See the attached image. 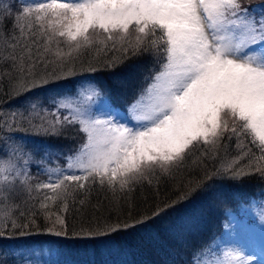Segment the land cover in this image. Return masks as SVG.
<instances>
[{
  "label": "snow or ice",
  "instance_id": "1",
  "mask_svg": "<svg viewBox=\"0 0 264 264\" xmlns=\"http://www.w3.org/2000/svg\"><path fill=\"white\" fill-rule=\"evenodd\" d=\"M17 2L13 16L12 0H0V26L13 20L10 35L0 28V85L7 81L23 98L0 126V264H38L30 246L17 252L2 242L69 238L70 214L83 216L94 193L104 194L110 214H101L102 202L92 205V217L71 238L147 226L197 196L223 197L218 183L264 182V0ZM145 56L150 83L121 111L112 98L118 73L128 59ZM101 68L113 86L96 77ZM67 128L84 137L68 154L33 139L60 138ZM210 160L219 163L210 167ZM33 165L46 181L35 182ZM162 181L173 183L176 200L124 217L121 201L145 185L158 193ZM250 261L210 240L190 247L178 264Z\"/></svg>",
  "mask_w": 264,
  "mask_h": 264
},
{
  "label": "trees",
  "instance_id": "2",
  "mask_svg": "<svg viewBox=\"0 0 264 264\" xmlns=\"http://www.w3.org/2000/svg\"><path fill=\"white\" fill-rule=\"evenodd\" d=\"M12 2L15 5L12 9L14 16L16 9L19 8V3L17 0H12ZM243 2L245 5L250 3L257 4L260 0H243ZM0 28H2V31L5 34L10 35L13 30V20H4L3 25L0 26ZM65 50L67 49L65 48ZM116 55L118 56L119 53ZM90 59V56L83 57V67L88 66L87 62ZM151 68L152 60L150 57L145 56L130 58L125 62L122 69L118 73L122 83L114 86V78L107 70L101 68L97 73H95V75L99 80L106 81L110 86H113L112 98L114 104L124 107L130 101L134 100L139 91L150 82L145 81L144 77L150 74ZM51 70L52 69L50 68L49 71ZM80 70L81 64L78 62L76 65V71L79 73ZM68 87L70 88L71 85L69 84ZM22 99V97L15 96L9 88L7 81L0 85V126L3 125L5 120L9 119L8 113L10 110L19 107L22 103ZM16 135H21V133H16ZM33 139L51 144L55 147L60 145L63 151L68 154L71 152V148L72 150H76L77 141L80 139L84 140V137L82 134L78 133L76 128H67L65 130V135L60 138L34 137ZM234 155H236L235 141L232 142V147L230 149V156ZM218 163L219 160L208 161L210 167ZM39 176L42 177L41 174H39ZM217 189L223 191L225 194L228 192L235 194V199L228 196V199L233 200L235 206H237V203L242 202L241 200L248 201L247 198L249 197H254L255 200H264V198L260 195L261 192H264V182L260 181L259 178L255 176L245 180L239 185L229 182H224L223 185L218 183ZM178 195L179 193L175 191L171 181H162L159 185L158 193L155 188H150L145 185L144 187H138L136 189L130 202L121 201L119 210L124 214V217H127L130 210L134 215L136 213H147L150 215L151 205H154L158 200L171 203L177 199ZM227 195L230 194L228 193ZM239 195L246 196L244 198H239ZM217 201L221 202V198H218V194L197 196L192 198L190 201L181 204L176 209L170 211L167 215L159 218L158 220L150 222L147 226L128 229L111 237H102L94 240L71 238V232L74 229L78 230L83 221L92 217V205H97L102 202L103 207L101 209V214L103 216L110 214L111 206L109 201L104 199V194L101 193V195L97 197L94 193L91 205L83 216L75 210H73L70 214L69 238L49 235H32L14 240L6 239L2 243L5 246H14L17 251L20 247L23 248L24 245L33 246L38 243L43 244L53 242L57 247L64 249V251H60L61 253L58 255H61L66 259H59L58 262L69 261L71 264H115V262L120 264L123 263L121 257L123 256V259H127V255L131 256L133 264H159L160 262L161 264H178L180 260L185 258V253L190 249V247H197L202 243L215 240L217 237L220 240H217L215 245L221 248L224 247L225 240L222 236V228L223 225L228 223L230 220L228 217L224 216V214L217 212L215 208ZM130 204L132 205L131 208ZM112 214L114 215V213ZM136 218L139 219L140 217L136 216ZM129 222L131 223V220ZM171 222L177 230V227H179L182 231L185 228L191 227L192 231H189L188 235L184 233L181 234L183 239L187 240V242L179 248L182 249V252L179 256H177V259L170 263H166L165 260L169 259V257H167V253H171L175 245V243L171 241L167 231H165V229H170L169 226L171 225ZM200 223H203V225L200 226ZM149 231L157 232L160 237V241H158L160 244H158V246L163 248V245H166L168 252L164 249L162 255L158 252V248H155L150 243L147 245H141L142 242L140 243V241H134L136 240L138 234L142 232L147 233ZM197 232H199L198 236L201 237L193 243ZM18 236L19 234H17V237ZM113 252L119 254L116 256L111 254Z\"/></svg>",
  "mask_w": 264,
  "mask_h": 264
},
{
  "label": "rangeland",
  "instance_id": "3",
  "mask_svg": "<svg viewBox=\"0 0 264 264\" xmlns=\"http://www.w3.org/2000/svg\"><path fill=\"white\" fill-rule=\"evenodd\" d=\"M259 11V10H257ZM150 83V82H149ZM135 100V99H134ZM134 100L130 101L127 105L120 106L116 105L121 111H127L128 105H130ZM84 142V140L77 141L76 149L80 147V145ZM57 148L62 149L60 145L56 146ZM75 150H72L71 152H74ZM70 152V153H71ZM59 163L63 166L64 161L60 160ZM55 166V165H52ZM32 171L35 176V182H44L47 180L46 175L39 176L36 174V168L35 165L32 166ZM230 195H227V194ZM223 197L218 195V198H221V202L217 201L216 204V210L217 212L224 214V216L228 217L230 220V236L228 237V247L235 248L239 251H242L245 256L251 257L250 264H264V255L260 256L256 253V249L258 246H261L262 249H264V219L261 218V209L264 208V204H262V201H260L259 206H257L254 202V197L247 198L248 201H243L240 203H237V206L234 205L233 200L228 199V196H231L232 198H236L233 193L228 192ZM246 195H239V198H244ZM262 204V205H261ZM189 225V223H188ZM203 223H200V226H202ZM187 226V225H186ZM170 229H165L167 231V234H169L171 241L175 243L174 249L169 254L167 253V257L169 259L165 260L166 263H170L173 260L177 259V256L182 252V249H179L183 244L187 242L186 239H183L182 233L187 234L191 230V227L185 228L183 231L178 228H174L172 222L169 226ZM173 227V229H172ZM200 232V231H199ZM196 233L195 241L201 236H198V233ZM191 237V236H190ZM219 241L220 239L217 237L215 240H212L215 242ZM135 242L141 243V245H147L151 244L155 248H158V252H160L163 255L164 249L167 251L166 245H163V248H160L158 244H160L158 241H160V237L158 236L157 232H142L138 234ZM192 243V244H193ZM33 250L38 251L40 253L39 256L34 257V259L38 262V264H71L69 261L66 262H58L59 259H66L65 257L58 255L61 253L60 251H64V249L59 248L55 245L53 242L49 243H38L33 246H30ZM22 251V247L20 249H17V252ZM168 252V251H167ZM107 254V253H106ZM113 255H118L119 253H111ZM165 254V253H164ZM105 256V255H104ZM115 257V256H114ZM122 256L121 259L123 263L120 264H133L131 260V256L127 255V259H123ZM117 264V262H115ZM155 264V263H152ZM161 264V262L159 263Z\"/></svg>",
  "mask_w": 264,
  "mask_h": 264
}]
</instances>
